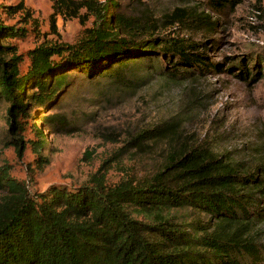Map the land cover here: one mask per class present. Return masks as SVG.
Segmentation results:
<instances>
[{
  "label": "trees",
  "instance_id": "trees-1",
  "mask_svg": "<svg viewBox=\"0 0 264 264\" xmlns=\"http://www.w3.org/2000/svg\"><path fill=\"white\" fill-rule=\"evenodd\" d=\"M236 1L212 3L224 7ZM258 4L264 11L262 0ZM53 6L54 28L59 13L94 22L75 44L32 49L25 74L22 57L5 43L13 33L0 23V98L9 103L7 122L17 151L25 147L18 123L27 114L25 100L53 98L66 84L67 68L123 82L129 68L142 74L151 64L171 78L217 66L199 53L200 43L155 35L156 25L116 11L115 0H55ZM188 14L177 10L170 17L183 20ZM159 55L168 67H161ZM158 131V136L164 132ZM39 134L33 148L41 159L45 140ZM0 189V264H260L264 259V162L254 165L194 148L172 155L143 183L108 186L101 176L76 189L53 186L36 196L2 167Z\"/></svg>",
  "mask_w": 264,
  "mask_h": 264
},
{
  "label": "rangeland",
  "instance_id": "rangeland-1",
  "mask_svg": "<svg viewBox=\"0 0 264 264\" xmlns=\"http://www.w3.org/2000/svg\"><path fill=\"white\" fill-rule=\"evenodd\" d=\"M115 1L116 11L156 25L155 35L200 43L199 53L217 66L171 78L144 63L145 72L129 68L123 82L67 68L66 84L53 98L25 100L27 114L18 120L25 147L19 151L11 142L9 103L0 98V168L9 169L36 196L53 186L76 189L101 176L108 186L123 180L143 183L172 155L194 148L254 165L264 162V11L258 0L224 7L212 0ZM54 3L0 0V23L13 33L5 43L22 57L21 74L28 71L32 49L75 44L94 22L93 17L81 23L59 13L54 28ZM177 10L188 17L172 19ZM39 132L45 140L41 159L33 148Z\"/></svg>",
  "mask_w": 264,
  "mask_h": 264
}]
</instances>
